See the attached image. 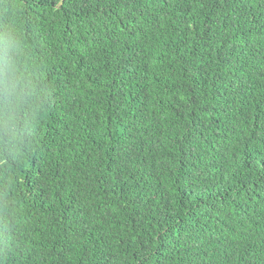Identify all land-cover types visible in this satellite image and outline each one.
Wrapping results in <instances>:
<instances>
[{
  "label": "trees",
  "instance_id": "trees-1",
  "mask_svg": "<svg viewBox=\"0 0 264 264\" xmlns=\"http://www.w3.org/2000/svg\"><path fill=\"white\" fill-rule=\"evenodd\" d=\"M3 80L0 264H264V0H0Z\"/></svg>",
  "mask_w": 264,
  "mask_h": 264
},
{
  "label": "clouds",
  "instance_id": "clouds-1",
  "mask_svg": "<svg viewBox=\"0 0 264 264\" xmlns=\"http://www.w3.org/2000/svg\"><path fill=\"white\" fill-rule=\"evenodd\" d=\"M4 63H5V61H4ZM6 63L8 64V68H9V70H11V69L14 67V65H11V64L9 63V61H7ZM0 84H3V85H4V80H3V81H0ZM15 91H16V93H17V104L19 103L20 99H23L24 102H25V108H24V110H23V111H20V112L18 113V119H19V121H20V124H19L18 126H22V122H23V120H24V118H25V114H26V102H27V97H23V96H21L22 88H21L20 86H17V85H16V87H15ZM3 97H4V91L0 92V113H3V112H2L3 107H4V99H3ZM9 104H11V100L9 101Z\"/></svg>",
  "mask_w": 264,
  "mask_h": 264
}]
</instances>
